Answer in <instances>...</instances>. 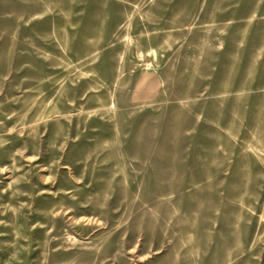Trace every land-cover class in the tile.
<instances>
[{
	"label": "rangeland",
	"instance_id": "374dc122",
	"mask_svg": "<svg viewBox=\"0 0 264 264\" xmlns=\"http://www.w3.org/2000/svg\"><path fill=\"white\" fill-rule=\"evenodd\" d=\"M0 264H264V0H0Z\"/></svg>",
	"mask_w": 264,
	"mask_h": 264
}]
</instances>
